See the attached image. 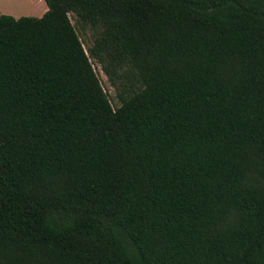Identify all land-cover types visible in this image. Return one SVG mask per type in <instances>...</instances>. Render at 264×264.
<instances>
[{
	"label": "trees",
	"instance_id": "trees-1",
	"mask_svg": "<svg viewBox=\"0 0 264 264\" xmlns=\"http://www.w3.org/2000/svg\"><path fill=\"white\" fill-rule=\"evenodd\" d=\"M44 1L0 14V264H264V0Z\"/></svg>",
	"mask_w": 264,
	"mask_h": 264
},
{
	"label": "rangeland",
	"instance_id": "rangeland-1",
	"mask_svg": "<svg viewBox=\"0 0 264 264\" xmlns=\"http://www.w3.org/2000/svg\"><path fill=\"white\" fill-rule=\"evenodd\" d=\"M14 2L15 1L13 0H0V3L5 5H9ZM69 16L71 23L81 40L84 50L87 54H89L88 49L91 45H93L94 38L98 34V28H93L89 25L81 23L72 13H70ZM89 58L92 67L99 78L100 84L108 96L107 98H109L112 107L116 108L120 105L117 98L118 94H125L130 89H134L136 87L137 81L133 71L129 68H124L122 72L123 75L121 78L116 79L115 85H113L109 81L108 77L103 73L101 65L93 57L90 56Z\"/></svg>",
	"mask_w": 264,
	"mask_h": 264
},
{
	"label": "crops",
	"instance_id": "crops-1",
	"mask_svg": "<svg viewBox=\"0 0 264 264\" xmlns=\"http://www.w3.org/2000/svg\"><path fill=\"white\" fill-rule=\"evenodd\" d=\"M13 1L15 2L9 5L0 3V14L9 13V15H12L14 17L28 16V15L40 17L47 9L44 0H13Z\"/></svg>",
	"mask_w": 264,
	"mask_h": 264
}]
</instances>
